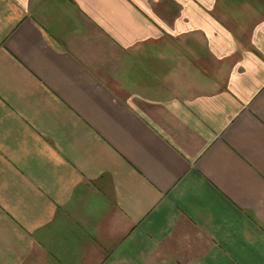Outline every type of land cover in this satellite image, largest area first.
I'll list each match as a JSON object with an SVG mask.
<instances>
[{"label": "crops", "instance_id": "0c3cea01", "mask_svg": "<svg viewBox=\"0 0 264 264\" xmlns=\"http://www.w3.org/2000/svg\"><path fill=\"white\" fill-rule=\"evenodd\" d=\"M0 264H264V0H0Z\"/></svg>", "mask_w": 264, "mask_h": 264}]
</instances>
